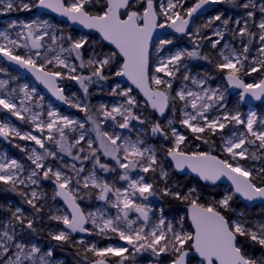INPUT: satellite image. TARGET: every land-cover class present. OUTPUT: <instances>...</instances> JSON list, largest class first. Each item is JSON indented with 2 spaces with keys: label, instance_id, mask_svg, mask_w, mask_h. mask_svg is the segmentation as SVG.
Returning <instances> with one entry per match:
<instances>
[{
  "label": "snow or ice",
  "instance_id": "obj_1",
  "mask_svg": "<svg viewBox=\"0 0 264 264\" xmlns=\"http://www.w3.org/2000/svg\"><path fill=\"white\" fill-rule=\"evenodd\" d=\"M98 2L99 0H67V2L66 0H36V3H29L20 0L19 4H15V0H8L6 7L8 10H13L15 7L23 11H31L33 7L51 9L86 28L95 29L101 34L103 40L114 45L118 51L101 53L100 58L95 56L89 58L85 65L81 52L84 45L88 43L85 38L78 40L71 36L57 38L47 31L42 35H37L41 27L46 29L51 25L47 21L40 24L33 21L20 25L27 30L26 35L17 33V37H23L25 41L23 44H20L18 39H12L7 33L0 32V40L4 41L0 43V53L10 61L29 69L37 80L53 91L59 100L85 112L87 119L95 125L103 155L110 157L115 162V167L108 163H102L100 156L97 155L100 149H93L92 140L85 141L87 133L84 123L67 116H61L54 110H50L47 113L49 119L44 120L41 119L40 112H33L30 107H27L26 102L32 98L35 89H32L30 93L25 85L20 89L24 98L19 101V107L14 102L15 89L7 94L8 98L0 97V107L22 121H30L37 132H46L47 134L43 138L33 135L31 132L22 134L16 127L0 122V136L7 138L14 135L22 140L34 141L44 151L41 153L35 148L31 150L28 159L35 165V168L31 170L26 179L17 175L18 172L23 171V166L16 160H12L8 164L0 163V181L10 184L11 190L16 191L17 184L23 185L26 180L31 185L37 186L41 178L53 180L56 190L52 198L55 199L57 196L63 198L71 212L58 215L51 214L50 210L49 219L61 223L64 229L49 232V236L60 245L71 243L73 246L77 244L84 246L80 254L85 259H88V253L95 257L94 260L89 261V264H110L107 257H119L112 264H125L132 253L125 255V253H129L127 246L98 247L96 243H86L84 240L74 241L72 233L89 232L90 230L85 227L88 223L93 225L92 231L96 235L105 238H110V234L116 235L119 240L126 241L127 245H131L135 252L150 251L152 256L157 258L156 264H166L164 260L159 259L162 254L171 257L167 264H190L191 260L196 257H199V264H264V213L261 214L260 219L249 218L244 212H237L232 204L237 193L247 201L258 199L264 201V183L261 185L255 183L252 171L239 163L240 160L261 158L257 156L256 151L250 152L249 148L245 146L254 145L258 150H264V117H258L257 113L252 111L247 114L246 118H242L241 113L236 111L235 114L227 113L222 117L209 118L208 114L211 109L218 105L226 108V104L223 103L225 101L224 93L219 88L204 87L208 78L194 79L186 74L183 76V80L191 79L192 83L200 88V91L182 88L173 95L171 91L173 79H165L156 74L149 75V46L157 28L167 26L178 33H186L192 15L198 9L209 3H228L246 10L248 19L243 22L240 19L233 21L230 17L222 19L221 14L216 15L202 27L207 28L214 21H221L222 28L214 29V35L219 38L211 44L214 49L224 40L226 31L231 32L233 39H240L243 47L239 52L230 42L223 44V49L219 51V56L222 59L216 64V67L221 72L226 71V79L231 86L243 90L240 94L241 100L248 94L256 100H261L264 98V79L259 84L245 83L240 74L244 72L247 75L259 71L255 66L245 71L244 65V61L249 58L250 46L254 40L258 39L261 46L257 51L261 57H264V0H260L259 3L257 0H198L194 6L186 10L187 18L182 16L179 11H175L178 7H182L180 0H176V2L167 0L166 5L162 2L157 5L156 0H104L101 11L93 13L91 8H94ZM257 12L260 14L258 24L256 23ZM161 16L164 17L163 22H160ZM250 21L259 29L258 32L253 31L249 26ZM230 23L236 25L235 30L228 28ZM12 26L16 27L15 24ZM199 32L200 28H197L195 35L198 36ZM189 34L191 35V33ZM46 35L50 36L52 44H57L58 39L61 41L66 39L70 45L68 48H64L61 44L60 53L49 58L47 52L40 51L45 47L42 41ZM245 37H247L246 42L244 41ZM171 43V40L161 39L157 51H161L163 45ZM18 47L28 49V53L25 55L16 54L14 50ZM48 52H55V49L49 46ZM64 52L69 55L74 52L76 58L81 59L80 67L87 66L92 69L88 76L68 77L79 83L85 95L88 94L90 83L107 81L109 77L103 74L105 67L110 66L113 62L119 63V57H123V63L115 75L127 77L143 92L152 109L158 112L161 117L165 116V112L170 109V106L174 114L177 102H183L182 118L179 123L190 130L196 140L203 139L202 134L206 131L210 135H215L218 129L222 131L227 124L243 125L246 129L245 132H233L230 137L222 138L224 140L223 151L231 157L232 161H236L233 164L228 159H219L209 152L186 153L181 150V144L185 143L187 137L172 127L171 119L167 122V128L162 126L159 121L151 124V133L154 136L158 134L163 139L172 142V147L166 149L165 155L174 161L175 169L183 171L188 168L191 172L196 173L201 180L211 181L213 184L221 177L226 176L235 186L234 192L205 205L200 202L201 194L197 188L191 187L185 191L179 185H168L170 176L158 159L156 149L145 144L139 135L135 140H132L127 135L101 132L100 125L89 114L88 106L73 102L71 98L63 94V88L56 86L57 79L62 78L63 73L56 70H45L47 65L54 64L75 72L76 67L70 65L66 58L62 57L61 53ZM185 57L208 59L207 56L200 57L199 52L195 50L177 51L173 55L159 60L155 67V73H163L165 77L175 78L180 71L181 61ZM38 59L41 61L39 64H37ZM258 63L264 67V58L259 59ZM93 77L97 79L94 80ZM6 83V81L0 80V89L4 88ZM119 87L120 85L117 84L113 89V95L117 94L116 89ZM131 92V88L121 91L119 94L126 98L125 102L113 106L111 110L106 105H101L99 109L105 119L113 121L119 129L131 130L132 121H138L141 125L147 122L146 118H142L141 115H137L133 111L137 107V101L130 95ZM217 110L219 109L217 108ZM22 113L28 115L25 116ZM117 117H120V120H117ZM257 124H259V128L254 127ZM74 125L81 131L72 143H68V132L76 131ZM45 141L54 144L57 150L46 148ZM82 141H85L88 149L83 156L80 155V153H85V148L81 146ZM203 142L209 143L210 141L204 139ZM257 142L259 143L257 144ZM73 149L76 150L75 154ZM58 152L66 154L73 161L80 162L81 166L77 167L76 163H63L62 157H60L61 167L54 168L50 164L46 165L49 158L52 160L58 158ZM88 160L93 162L92 169L82 176V173H85L83 164ZM97 168L103 172H116L117 168L122 169L123 174H118L119 179L127 181V187L117 188L114 184L98 177ZM137 169L142 173L158 174L165 186L157 190L154 183L148 182L145 176L137 175L133 178L131 173ZM262 175H264V168L258 170L256 178H260ZM81 187L97 190L96 198L116 208L117 215L112 217L103 210L85 214L77 203L78 198H83L78 195ZM157 191L162 196L188 204L194 232L183 230L182 220L179 222L178 228L170 222L165 224L163 209H160L159 222L149 225V213L152 209L137 201H146ZM18 194L26 198L25 202L31 206L35 213H40L43 210L44 206L37 203L44 199L43 193L32 190L30 196L23 191ZM86 195H91V192H87ZM130 212L138 214L136 219H129ZM229 213H234L235 218H231ZM13 221L17 222L21 229L27 221V229H33V219L25 217L22 210L16 208L12 212V219L0 227V264H52V250L48 249L42 252L38 246H29L18 240L17 229ZM138 221L139 225L134 227ZM146 229L149 230L146 231ZM257 248L261 252L259 256L253 255L251 251Z\"/></svg>",
  "mask_w": 264,
  "mask_h": 264
},
{
  "label": "rangeland",
  "instance_id": "obj_2",
  "mask_svg": "<svg viewBox=\"0 0 264 264\" xmlns=\"http://www.w3.org/2000/svg\"><path fill=\"white\" fill-rule=\"evenodd\" d=\"M8 0H3V2H0V11L3 14L4 20L0 23V32H5L7 33L12 39H18V42L20 44L25 43L23 37H17V33H24L26 35L27 30L23 27H20V25L22 24H26V23H31L33 21H35L37 24H40L43 21H47L49 25H51L50 28H43L41 27L39 29V31L37 32V35H42L45 31H47L50 35H55L57 38L63 36V37H68L67 32H69L71 29V27L67 24L61 23L58 20H56L54 17H48L45 15H40L37 13V8L33 7L31 9V11H23V10H19L18 8H15L13 10H8L6 7ZM20 0H15V4H19ZM24 2H29V3H36V0H24ZM67 2V0H66ZM163 3L164 5L167 4V0H156L157 5H159L160 3ZM174 2H176V0H174ZM198 2V0H180V3L182 4V7H178L177 9H175V11H179L180 14L182 16H186V10L192 6H194L196 3ZM257 2L259 3L260 0H257ZM220 4V9L219 12L217 13H211V15L208 16H204L202 18L199 19V21L194 25L193 29L191 30V35L189 34L186 37H182V38H178V37H169V38H164L166 40H171L172 43L171 44H167V45H163L162 46V50L161 51H157V48L160 47V40L157 41L155 43V45L153 46V54H152V69H151V75L156 74L161 76L162 78L165 79H173V84L175 83L174 80H178L181 81L180 85L178 86L177 91L181 90L182 88L186 89V90H192V91H200V88L196 85L193 84L191 79H189L188 81L183 80V76L184 75H189L191 78L194 79H207V83L204 85L205 88L211 87L213 89L219 88L221 92L224 93L225 96V101L223 102L224 104H226V108L222 107V106H216L215 108L211 109L209 112V118H213L214 116H223L227 113H232L235 114L236 111H239L242 115V118H246L247 114L255 111L257 113L258 117H264V104H259L255 107L250 106H244L242 103V100L240 98V95L237 96H233L232 93L230 92V89L227 85L226 82V71L224 73H220L221 71L219 70V73H211L208 75H202L199 72H195L193 70V66H200L203 67L205 66V59L202 58H188L185 57L180 64V71L176 74L175 78H171V77H165L163 73H155V67L158 65L159 60L164 59L168 56L173 55L175 52L177 51H181V50H187V51H197L200 54V57H203L202 52V45H200L199 42H206L207 46H211L212 42L215 41L216 39H219L218 37H216L214 35V29L217 28H222L221 25V21H214V23L207 28L202 27L204 24H206L209 20H212L216 15H224V12L222 11V4L223 3H219ZM159 11V8L157 9ZM242 15H238V16H233V15H225L226 18H231L233 21L236 19H240L242 22L245 19H248L246 16V12H242ZM45 16V17H44ZM259 19H260V14L257 12V17H256V23H259ZM164 17L161 16L160 17V22H163ZM171 23V22H169ZM15 24L16 27H13L12 25ZM249 26L252 28L253 31L258 32L259 29L255 27L254 24L251 23V21L249 22ZM167 27V26H165ZM200 28V32L199 35H195L196 29ZM228 28L230 30H235L236 29V25L234 23H230ZM202 32H208L206 37L201 40L200 39V34ZM80 38H85L87 41H89L90 37L85 35V34H81L79 33V35L75 36L74 39L78 40ZM244 41H247V37L244 38ZM3 40H0V43H3ZM188 42L190 44H192V46L188 45ZM230 42L233 47H235L237 49V51L239 52L243 45L240 43V39L236 38L233 39L231 32L230 31H226L225 33V38L223 41H221L220 45H217V48H212L213 51H217L218 52V57L220 58L221 61V57L219 56V51H221L223 49V44L224 43H228ZM28 43H30V41H28ZM42 43L45 45L44 48L40 49V51L42 53L47 52L49 58H51L52 56L60 53V45L62 44L64 48H68L70 45V42L67 41L66 39L61 41L58 39L57 44H52V41L50 39V36L46 35L44 36V40L42 41ZM49 46H51L53 49H55V52H48V48ZM260 43L258 41V39L254 40L252 45L250 46V51H249V58L248 60L244 61V65H245V71H248L251 69V67L255 66L259 69V71L257 72H251L250 74H245L244 72H241V78L245 81V83H255V84H259L260 81L262 79H264V67H261L260 64L258 63L259 59L264 58L261 57L259 52L257 51L258 48L260 47ZM90 48V47H89ZM92 49V48H91ZM90 49V50H91ZM16 54H20V55H25L28 53V49L23 48V47H18L15 50ZM33 52L36 50H32ZM82 52V50H81ZM111 52L110 50H99L98 52H94V49L92 51V53H90L88 55L87 58H85L82 55V59L83 62H85V60L87 61V59L89 58H93L94 56L96 58H100L101 57V53L107 54ZM62 57L66 58L67 62L70 65H74L76 67V71L75 72H71L68 68H63L61 66H55L54 64H49L46 66L45 70L49 71V70H56V71H60L63 73V82L61 83V88H63L66 92L67 97L71 98L73 100V102H79L82 105H87L89 108V114L90 113H94V118L96 119V121L98 122V124L100 125V130L101 132L107 131L109 134H113V133H119L121 136H129L132 140H135L137 138V136L139 135L141 139H143L145 141V144L147 145H151L152 147H154L157 151V156L158 159L162 162L163 167L165 170L168 171L169 176L171 178L172 172L174 171V166L170 161V157H167L165 155L166 149L171 147V146H166L163 141H159V143H156L157 140V135H153L151 132H149L147 129L143 128V126L141 124H139L138 121H132L131 125H130V129H119L115 126L114 122L111 120H106L105 117L103 116L102 112L99 110L101 105H106L108 107L109 110H111V108L113 106H118L121 103H124L126 98L122 95H120L119 93L121 91L127 90L128 88L132 89V92L130 93L131 96L135 97L136 101H137V107L133 109V111L136 114V111L139 109L140 106L145 105V102L142 100V98L140 97L139 93L136 92L130 85L125 84L123 82H120L118 80V76L115 75V72L118 71L119 69L114 68L111 69L110 66H106L103 74L105 72L104 75L108 76V80L107 81H99L98 83L102 82L103 86H105L106 89V94L110 96L109 99L103 98V99H99L98 101L95 102H91V100L87 101L88 98V94L85 95V93L83 92V89L80 87L79 83L76 80H72L69 79V76H88L91 74L92 69L85 66V67H80L81 65V59H77L75 53L73 52L71 55H69L67 52L61 53ZM41 63V61L38 59L37 60V64ZM186 66V68H185ZM106 68H108L106 70ZM106 70V71H105ZM205 72H210V68L208 66L205 67ZM113 74V76H112ZM114 78H117V81L112 83V80ZM94 80H96L97 78L93 77ZM0 80L6 81V85L4 88L0 89V97L2 98H8V93L11 92L13 89H15V93H13V96L15 97L14 102L17 104V106L19 107V101L21 99L24 98L23 93L20 91V89L27 85L29 92H32V89H35V93L32 94V98L26 102V106L30 107L32 109L33 112H40L41 113V119L47 120L49 119L47 116V113L50 110H54L57 113H59L61 116H67L71 119L74 120H78L81 123H84L85 125V130H86V137H85V141L87 140H92L93 144L92 147L93 149H100V141L99 139H97V134L95 131V125H93V123L87 119V117L84 116V118L80 117L77 112L83 113V115H85V112L80 111L77 108L72 107L70 104V106L73 108V111H67V110H63L61 108H59L54 102L53 100H51L43 91L42 89L36 85L32 80L26 78L24 75L20 74L19 72H16L14 70H12L3 60V58L0 56ZM93 84V83H90ZM89 84V86H90ZM119 84L120 87L118 89H116V93L115 95L112 94L113 89L116 88V85ZM102 85H99L97 87H100ZM153 87H155L153 85ZM42 98V99H41ZM90 99V98H89ZM182 106H183V102H181ZM217 108L219 110H217ZM22 115L27 116V113H22ZM142 118H146V117H142ZM182 118V112H180L179 115V119ZM171 119L173 121L172 127L176 128V130L178 132H180L181 134L185 135L181 130H179V128L175 125V122L172 118V116L170 115V111L168 113V116L164 119L166 122V126H167V122L168 120ZM117 120H120V117H117ZM146 121H149L146 118ZM0 122H4L9 124L10 126L16 127L17 129H19L21 131V133H27V132H31L33 135H37L38 137L43 138V136H45L47 133H40L37 132L35 127L32 125V123L30 121L25 122L22 121L20 119H18L16 116H13L11 113H9L6 109H3L2 107H0ZM73 127H76L75 125ZM254 127L259 128V124L255 125ZM188 130V129H187ZM68 131V130H66ZM81 129H79L78 127H76V131L75 132H68V143H72L74 141L75 138H77L80 134ZM246 129L243 125H235L234 123L232 124H227V126L220 131L219 129L216 132V136L219 137L220 140V154L222 155V157L224 159H228L229 162L235 164L236 161H232L231 157L225 153L223 151V143L224 140L222 139L223 137H230L232 135L233 132H245ZM188 132L194 137V134L190 132V130H188ZM206 135H210L207 131L205 133L202 134L203 139H205L204 137ZM214 135V136H215ZM187 137L185 143L181 144V149L182 150H187L191 152H195L199 150V146L197 145H193L194 143H192V139H190L191 141H188V136L185 135ZM9 140L7 143H2L0 141V163H4V164H8L10 163L12 160H16L19 164H21L23 166V171L22 172H18L17 175L21 176V178H25L30 174L31 170L35 168V165L32 164L31 160L28 159V156L31 155V150L33 148H35L38 152H43L44 150L41 149L39 147V145H36L34 141H30V140H22L14 135H10ZM195 139V137H194ZM198 140V142H202L203 144H209V143H204L202 140ZM85 141L81 142V146H83L85 148V153H80L81 156L85 155L88 151L87 149V144L85 143ZM189 142V143H188ZM259 142H257L258 144ZM17 145H19V147H17ZM172 145V144H171ZM45 147L46 148H51L53 150H57L56 146L54 144H52L51 142L45 141ZM245 147L249 148V151H256L257 156L261 157L260 159H246V160H240L239 163L242 164L245 168L250 169L253 173V179H263L264 180V175H262L260 178H256L257 177V172L259 169L264 168V150H258L256 146L254 145H246ZM23 149V150H22ZM73 152L75 154L76 150L73 149ZM97 155L100 156L101 162L102 163H108L110 166H114L115 167V162L111 160L110 157H106L103 155V149H100L97 152ZM60 157L63 158V163L66 164H72V163H76L77 167H80L81 164L78 161H73L71 159V157L67 156L64 153H59L58 152V158L56 160H52L51 158H49V160L46 161V165L50 164L51 166H53L54 168H58L61 167V160ZM92 164L93 162L91 160L85 161L83 164V167L85 169V173H82V176L87 174L89 170L92 169ZM13 171H15V169H13ZM37 171H42V170H37ZM67 171V170H66ZM97 176L106 180L108 183L110 184H114L115 187L117 188H126L128 182L127 181H123L119 179V175L118 174H123V170L117 168L116 172H103L101 170H99L97 168L96 170ZM71 174V173H69ZM148 173H142L139 171V169H137L136 171L132 172L131 175L133 176V178H135L137 175H143L145 176V179L149 182L148 178L146 177ZM162 183L165 185L164 181L161 179ZM1 183H4L3 181H0ZM10 185V184H7ZM168 185L170 186V183L168 181ZM11 186V185H10ZM17 190L18 193L23 191L29 194L32 190H36L38 193H43L44 194V199H41L39 201H37V203L39 205H43V210L41 211L43 213L42 215V221L43 223H51V225L46 226V232L49 236V232H57L59 230H63L64 226L57 222V221H53L49 219V214H50V210H51V214H58V215H62V214H66L69 213L66 208L64 207V205L58 200V197H56L55 199H53V194L56 190V188L54 187V181L51 179L45 180L42 179L40 180L39 185H31L29 181L26 180V183L23 185L17 184ZM86 190H89V192H91V195H95L97 196V190H91V189H83L81 187L80 191H79V197H83V198H78L77 201L79 202V204L82 206V208H84V212L85 214H87L88 212H97L98 210H103L107 213V215H110L112 217H115L117 215L118 210L114 207H111V205L106 204V202L104 201H100V200H96L93 203V207H92V203H91V195H87L86 197L84 196L86 194ZM233 191L230 188H226L225 189V195L231 194ZM17 192L13 191L12 194L9 195V197H7V206L6 208H4L5 213L0 214V227H2L4 224H6L9 220L12 219V212H14L16 210V208H20L24 214L25 217L31 218L34 221V216H36L37 213L34 212V210L31 208L30 205H28L25 202V197H22L21 195H19ZM16 195L19 196L15 197ZM224 195V196H225ZM16 198L17 200H12L13 198ZM88 197V198H87ZM235 198V196H234ZM233 198V199H234ZM137 202H142L144 204H146L149 208L152 209V211L149 213V225L153 224V223H158L159 222V218L161 216V212L160 209H163V218L165 220V224L167 223H172L174 226L179 225V222L182 220L183 221V230L185 231H192V228L189 224V220H188V208L185 209H181V210H176L175 212L171 213V214H167V209L165 208V206L160 202V200L158 199V197L156 195L154 196H150L148 198V200L146 201H140L138 200ZM91 203V204H90ZM233 204V203H232ZM234 207V205H233ZM255 210V209H254ZM252 209H248L244 206V208L242 210H237V212H244L249 218L250 215H254L253 218L255 219H260L261 218V214L264 213V207L259 208L258 211H254ZM137 213L135 212H130L129 214V219H136L137 217ZM233 218H235V214L233 213ZM27 222V221H25ZM13 224L15 225L16 229H17V239L20 240L21 242L28 244L29 246L31 245H36L38 246L42 252L48 249L52 250V245L51 242H49V240H45V241H41V238L38 237L37 235H35L33 232H30L29 229H27L26 227V223L25 226L23 227V229H21V226L13 221ZM139 225V221L137 222V225H134V227ZM90 231L89 233H91V237H83V238H75L72 236V239H75V241H79V240H84L86 243H96L98 245V247H107L109 245L112 246H127L129 248V253H125V255H129L130 253H132V255L130 256V259L125 261V264H156V259L155 257L152 256L150 251H144L141 250L140 252H135V250L133 249V247L131 245H127L126 241H121L119 240L118 236L116 235H111L110 234V238H105V237H101L99 235H96L94 233L93 230V225L91 223H88V227H87ZM149 229H146V231H148ZM179 230V229H178ZM20 232V233H19ZM21 237H24L23 239ZM21 238V239H20ZM51 240V238H50ZM54 241V240H52ZM56 242V241H54ZM60 248H62V245L58 244ZM79 245V244H78ZM82 246V245H81ZM53 252V250H52ZM259 256V255H258ZM107 259L109 260L110 264H112V262L116 261L119 259V257H107ZM160 260H164L167 264V262L171 259L170 256H165L164 254H162L159 257ZM52 260V264H65L66 263V259L59 256L58 257H54L52 255L51 257ZM84 264V263H81ZM191 264H199V261L197 260H193L191 262Z\"/></svg>",
  "mask_w": 264,
  "mask_h": 264
},
{
  "label": "trees",
  "instance_id": "obj_3",
  "mask_svg": "<svg viewBox=\"0 0 264 264\" xmlns=\"http://www.w3.org/2000/svg\"><path fill=\"white\" fill-rule=\"evenodd\" d=\"M104 6V0H99L98 3H96V6L94 8H91V11L93 13H98L101 11V8ZM222 11L224 12V15H222V19L226 18L225 15H233V16H240L243 13L242 12H246V10L240 8V7H235L232 4H228V3H223L222 4ZM208 32H202L200 34V39L203 40ZM68 36L73 37V39L75 38V36L79 35L78 32L70 30L69 32H67ZM90 39L88 41L87 44L84 45V47L81 49L82 50V55L87 58L88 55L90 53H92L93 49L94 52H98L99 50H110L111 52H113L112 49H110L109 47H107L106 45H104L98 36H89ZM200 45H202V54L203 57L207 56L208 59H205V66L200 67V66H193V70L195 72H199L202 75H208L211 73H219V69L216 67V64L220 62V58L218 57V52L217 51H213L211 46H207L206 42H199ZM189 46H192V44H190L188 42ZM90 47V48H89ZM92 48V49H91ZM91 49V50H90ZM88 60V59H87ZM85 62H87L85 60ZM123 63V60L119 57V63L113 62L110 66L111 69L117 68L119 69L120 65ZM208 66L210 68V72H205V67ZM108 68H106L107 70ZM105 70V71H106ZM220 73H224V72H220ZM105 74V72H104ZM113 76V74H112ZM117 81V78H114L111 82L114 83ZM174 84H173V88H172V94L174 95L175 92H177L178 86L180 85L181 81L178 80H174ZM99 85H102L100 87H97ZM90 98V99H89ZM109 99L110 96L106 94V89L105 86H103L102 82L100 83H93L90 84L89 86V90H88V98L87 101L91 100V102H95L98 101L99 99ZM111 99V98H110ZM182 104L181 102H177L176 104V111L173 114V112L171 111V106H170V115L172 116L175 125L179 128V130H181L185 135L188 136V141H191L190 139H192V143H194L193 145H197L199 146V152H209L214 156L220 157L221 159H224L222 157V155L220 154V140L218 136H214V135H206L204 138L208 139L210 142L209 144H203L202 142H198V140L194 139V137L188 132V130L179 123V115L182 109ZM77 114L84 118L87 117V114L83 115V113L77 112ZM91 115L94 116V113H90ZM137 115H141V117H146L149 121H147L145 124H143V128L147 129L149 132H151V124L159 121L161 123L162 126H164L165 128H167L166 126V122L165 120H160L156 114H154L149 107H147L146 105H142L139 107V109L136 111ZM159 141H163V143L168 147L171 146L172 147V142L170 140H165L163 139V137H161L160 135L157 134V140L156 143H159ZM204 141V139L202 140ZM189 143V142H188ZM182 150V149H181ZM186 153H190V151L187 150H183ZM146 177L148 178L149 182L154 183V186L157 190L162 189L165 185L162 183L161 178L158 174H153L151 172H149ZM254 182L257 183L258 185H261L262 183H264L263 179H254ZM169 183L170 186H175V185H179L180 188L182 190H187L188 188L191 187H195L197 188V191L200 192L201 194V199L200 202L208 205L213 203L216 200L222 199L225 195V187L220 185L217 187H207L205 185H203L200 181L195 180L189 176L186 177H179L175 172H172L171 178L169 179ZM15 192L18 193V190H16ZM86 193L89 192V190L85 191ZM13 191L11 190V186L1 183L0 182V213H3L5 210L4 208H6L7 206V197H9L10 194H12ZM158 199L160 200V202L165 206V208L167 209V214H171L173 212H175L176 210H181L183 208L187 209L189 206L186 202H180V201H176L173 200L170 197H165L162 196L160 194L159 191L156 192L155 194ZM85 197L87 196L86 194L84 195ZM15 197H18V195H16ZM14 197V198H15ZM88 198V197H87ZM91 199V203H92V207L95 205H93V203L98 200L96 198L95 195H91L90 197ZM90 203V204H91ZM234 208H236V210H242L244 208V205L242 204V202H240L238 199L234 198L232 201ZM259 208H256L254 211H258ZM231 218H233V213H229L228 214ZM254 215H250V218H253ZM39 218L35 219V223L33 224V229H29L30 232H33L35 235H37L38 237H42V235H44V231H43V226H48L50 225V223H44L41 224V222L38 220ZM38 220V221H37ZM47 238L49 237L48 234L46 236ZM75 241V239H73ZM56 244V243H55ZM83 247L81 245H75L73 246L71 243L67 244V245H62V248L57 247V249H61V255L63 256V258L66 259V263L65 264H89L90 260H94L95 257L91 254L88 253V259H85V257L80 254L83 251ZM253 255H260L261 252L260 250L257 249H253L251 250ZM194 260V259H193ZM192 260V261H193ZM191 261V262H192ZM111 262V261H110Z\"/></svg>",
  "mask_w": 264,
  "mask_h": 264
},
{
  "label": "water",
  "instance_id": "obj_4",
  "mask_svg": "<svg viewBox=\"0 0 264 264\" xmlns=\"http://www.w3.org/2000/svg\"><path fill=\"white\" fill-rule=\"evenodd\" d=\"M220 4L219 3H209L204 5L202 8L198 9L196 13H193L190 22H189V26H188V32L186 33H178L176 32L173 28L170 27H164V28H157L155 30V32L153 33V37H152V43L149 46V75L151 76V56H152V52H153V45L164 38H169V37H178V38H182V37H186L189 35V33L191 32V30L193 29L194 25L198 22V20L204 16H208L211 13H216L219 11L220 9ZM37 13L40 15H45L48 17H54L56 20H58L61 23L67 24L71 27V29L81 33V34H85L88 36H98L101 40V42L106 45L107 47H109L110 49H112L113 51H118L117 49H115L114 45L109 44L107 41L103 40L101 34L99 32H97L95 29H90V28H86L84 25L79 24L78 22H73L71 21L68 17L66 16H61L58 12H54L51 9H45V8H37ZM187 18V17H186ZM2 13L0 11V22L2 21ZM177 23H179V21H177ZM0 56L3 58V60L5 61V63L14 71L19 72L20 74L24 75L26 78L32 80L36 85H38L42 91L51 99L53 100V102L61 109H65L67 111L72 112L73 108L69 105V104H65L63 101L59 100L57 98L56 95H54L53 91L49 90L48 87H46L43 83H41L39 80L36 79L35 75L27 68H24L18 64H16L14 61H10L7 57L3 56L2 53H0ZM123 60V57H120ZM118 80L120 82H123L125 84L130 85L136 92L139 93L140 97L142 98V100L145 102V105L147 107L150 108V110L157 115V117L161 120L167 117L168 115V111L165 112V116L161 117L159 115L158 112H156L154 109H152L150 102L147 100V97L144 96L143 92L140 91V89H138L127 77L125 76H119ZM63 82V78H58L56 81V86L61 88V83ZM227 82V79H226ZM227 85L230 89V92L232 93L233 96H237L240 95L242 93V89L239 88H235L233 86H231L228 82ZM64 90V89H63ZM66 97V92L64 90L63 93ZM242 103L244 106L250 107V106H257L259 104H264V98H262L261 100H256L254 99L250 94L246 95L244 97V99L242 100ZM0 141L2 143H7L8 142V137L5 138L3 136H0ZM219 159H221L220 157H218ZM171 163L174 166V161L171 160ZM174 171L175 173L179 176V177H186L189 176L195 180L200 181L203 185L207 186V187H217V186H225L230 188L233 192L235 190V186L232 184L231 180H229L226 176L225 177H221L219 180H217L214 184L211 181H204L201 180L200 177L196 174L191 172L190 169L185 168L183 171H179L177 169H175L174 166ZM55 187V184H54ZM56 188V187H55ZM58 197V196H57ZM235 198H237L240 202H242L247 208L249 209H255L258 207H262L264 206V201L261 200H255V201H247L245 200L243 197H241L238 193L235 195ZM58 200L64 205V207L66 208V210L70 213L71 209L68 207L67 203L63 200V198L58 197ZM77 203L79 204V202L77 201ZM80 205V204H79ZM81 209L83 210L82 206L80 205ZM188 220H189V224L194 232V227L192 226L191 223V218H190V208L188 207ZM85 227H88V224L85 225ZM72 236L75 238H83V237H91V233L89 232H85V233H72ZM191 255V254H190ZM195 260L199 261V257H196Z\"/></svg>",
  "mask_w": 264,
  "mask_h": 264
},
{
  "label": "flooded vegetation",
  "instance_id": "obj_5",
  "mask_svg": "<svg viewBox=\"0 0 264 264\" xmlns=\"http://www.w3.org/2000/svg\"><path fill=\"white\" fill-rule=\"evenodd\" d=\"M3 20H4V17H3ZM8 140H9V138H8ZM12 200H17V199L13 198ZM6 202H7V200H6ZM5 212H7V211H4L3 213H5ZM0 214H2V213H0ZM42 215H43L42 212L37 213L36 216H34V223H35V219L39 218L38 220L41 222V224H44L43 221H42ZM25 223H27V222H25ZM50 225H51V223H50ZM43 231H44V235H42L41 241L49 240V242H51V245H52L53 256L54 257H58V258H59V256L63 257L61 255V249H59V250L57 249V247H59L58 243L52 241V239L50 240V236L48 238L46 237L47 236V232H46V227L45 226H43ZM21 238L23 239L24 237H21Z\"/></svg>",
  "mask_w": 264,
  "mask_h": 264
},
{
  "label": "bare ground",
  "instance_id": "obj_6",
  "mask_svg": "<svg viewBox=\"0 0 264 264\" xmlns=\"http://www.w3.org/2000/svg\"><path fill=\"white\" fill-rule=\"evenodd\" d=\"M45 17V16H44ZM169 113V112H168ZM84 209V208H83Z\"/></svg>",
  "mask_w": 264,
  "mask_h": 264
}]
</instances>
